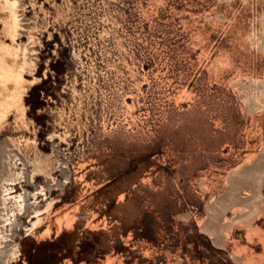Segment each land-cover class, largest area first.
<instances>
[{"label":"rangeland","instance_id":"1","mask_svg":"<svg viewBox=\"0 0 264 264\" xmlns=\"http://www.w3.org/2000/svg\"><path fill=\"white\" fill-rule=\"evenodd\" d=\"M3 233L0 264H264V0H0Z\"/></svg>","mask_w":264,"mask_h":264},{"label":"bare ground","instance_id":"2","mask_svg":"<svg viewBox=\"0 0 264 264\" xmlns=\"http://www.w3.org/2000/svg\"><path fill=\"white\" fill-rule=\"evenodd\" d=\"M44 172V173H43ZM43 174H47V172L45 171V169L43 167H40L39 169H36L32 175V182L34 183L38 178H41V176ZM13 183V182H12ZM16 183V182H15ZM13 186H6L5 187V194L12 192L13 190ZM37 193L38 192H34V196L37 198ZM8 197H13L15 202H16V207L15 209H12V212L9 214L8 217H5L4 219V224H10V225H18L19 221V215L21 216H25L26 212H27V205H26V195L24 194V192H20L18 194H14V195H8V196H3L4 199L8 198ZM37 200L33 201V205L34 203H36ZM41 210L40 208H35L32 210L31 213H29V215L31 216V220L33 219V217H38L40 216ZM37 220H33V225H35ZM9 240L8 234L7 233H3L1 235V240H0V245L2 246L3 242H7Z\"/></svg>","mask_w":264,"mask_h":264}]
</instances>
